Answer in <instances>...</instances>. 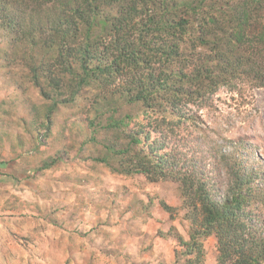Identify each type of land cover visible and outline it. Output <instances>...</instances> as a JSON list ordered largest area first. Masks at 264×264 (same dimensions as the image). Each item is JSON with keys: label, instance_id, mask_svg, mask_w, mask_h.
<instances>
[{"label": "trees", "instance_id": "obj_1", "mask_svg": "<svg viewBox=\"0 0 264 264\" xmlns=\"http://www.w3.org/2000/svg\"><path fill=\"white\" fill-rule=\"evenodd\" d=\"M3 20L20 34L12 46L22 50L32 82L52 100L48 114L90 89L103 98L98 112L143 107L163 142L152 143L151 130L127 132V114L107 126L117 137L106 149L119 174L180 184L192 225L190 241L180 238L192 255L185 264H205L201 239L212 236L217 264H264V191L253 188L259 173L222 154L223 186L203 177L200 162L182 165L163 152L164 125L191 120L183 107L244 82L264 88V0H0Z\"/></svg>", "mask_w": 264, "mask_h": 264}, {"label": "rangeland", "instance_id": "obj_2", "mask_svg": "<svg viewBox=\"0 0 264 264\" xmlns=\"http://www.w3.org/2000/svg\"><path fill=\"white\" fill-rule=\"evenodd\" d=\"M18 38L0 22V264H185L192 255L180 238L190 241L192 225L180 184L119 174L106 149L117 137L107 126L127 114V132L151 130L152 143L162 141L143 107L98 112L103 98L90 89L48 114L52 100L29 77L22 50L12 46ZM185 107L191 120L164 125L165 157L200 162L205 179L225 186L222 154L238 155L259 173L253 188L263 192L264 88L244 82ZM201 242L205 264H217V239Z\"/></svg>", "mask_w": 264, "mask_h": 264}]
</instances>
